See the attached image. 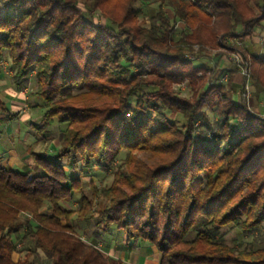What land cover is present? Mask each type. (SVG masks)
Segmentation results:
<instances>
[{"label": "trees", "instance_id": "1", "mask_svg": "<svg viewBox=\"0 0 264 264\" xmlns=\"http://www.w3.org/2000/svg\"><path fill=\"white\" fill-rule=\"evenodd\" d=\"M84 1L81 7L78 0H0V59L10 61L16 88L35 78L36 106L44 109L35 134L48 141L54 123L63 127L53 158L31 151L38 172L0 163V264H13L21 251L17 239L28 236L50 264H126L96 248L112 227L128 241L154 246L160 264H264V241L238 248L222 233L228 228L252 236L264 226V117L238 99L234 70L226 88L216 77L219 64L211 69L186 59L194 54L192 43L235 37L239 25V36L263 31L264 0ZM154 1L158 11L142 28V7ZM167 1L174 5L169 15ZM253 1L260 15L248 6ZM212 17L215 25L206 27ZM194 21L199 24L192 32L177 26ZM249 58L264 67V53ZM186 79L193 87L205 80L193 101L171 89ZM206 109L222 119L221 130L210 126L213 140L197 133L208 121ZM171 112L182 114L183 127L171 121ZM2 114L0 132L15 117L0 93ZM136 150L172 158L116 171L114 184L103 190L110 204L93 209L99 188L92 180V194L86 192L83 177L94 176L95 168L108 171L122 153L125 164H138ZM75 193L77 208L66 207ZM20 212L31 217L18 223ZM75 215L94 221L90 244L76 233ZM198 216L204 221L196 227Z\"/></svg>", "mask_w": 264, "mask_h": 264}, {"label": "rangeland", "instance_id": "2", "mask_svg": "<svg viewBox=\"0 0 264 264\" xmlns=\"http://www.w3.org/2000/svg\"><path fill=\"white\" fill-rule=\"evenodd\" d=\"M84 0H78V4L81 7H84ZM88 3V2H87ZM86 4V3H85ZM138 5H141L138 2ZM160 5L159 1H154L151 2L145 9V7H142L144 12H145V18H141V27L142 28H149L150 27V22L148 20L149 16H153L156 14L158 11V6ZM246 3L244 2L243 8L245 7ZM248 6L252 8L253 14L254 15H260L261 14V9L258 7L255 3L249 2ZM164 11L169 15L173 13V8L174 5L171 1H167L164 4ZM96 13L98 17L100 18L99 20L101 23H103L104 20H102V11L101 8L98 7L96 9ZM215 18L212 17L211 21L209 23L205 24L206 27L207 25L209 27H212L213 24L215 25ZM199 21H194V23L189 26L186 25L185 23L178 22L177 26L183 27L186 31L192 32L197 30L198 23ZM244 27L242 25H239L238 27H235V32L236 35L235 37L231 38H223L220 34L216 37L213 38L210 42L206 44H191V49L194 54H189L186 56V59H192L194 60V63L197 65L203 64L206 65L209 68H214L218 65V70L216 73V77L219 78L220 82L222 83L226 88H228L227 84L230 82L229 81V75L230 71L234 70L236 75L234 78V86L233 89L236 91L238 94V99H241L244 101L247 105L248 108L253 110L255 113L260 115L261 117H264V67H261L260 65H257L256 63H251L249 62V57L253 54H262L264 53V30H258L256 33L252 36H239L240 33H243ZM229 45L230 47H234L233 51L230 50L231 48H228ZM245 50H248L246 52L247 59L243 58V52ZM204 52L205 56L198 58V52ZM217 54H221L222 58L219 62V58ZM227 54V55H226ZM248 60V61H247ZM0 67L1 70H3L5 73H9V79H11L12 75V70L10 68V61L7 58H2L0 59ZM230 70V71H229ZM229 71V72H228ZM200 76L201 72H199ZM204 76L205 78L210 76V72H206ZM32 77V76H31ZM203 79V78H202ZM218 80V81H219ZM259 80L261 83H259ZM30 82L27 83L25 86L26 88L23 89L24 93L27 95L25 99L20 100L21 106L19 109V113H25L28 111L32 115H38L36 117H33L31 115V118H39V114H33L37 113V108H32V106L36 103L40 104V101H37V99L34 96V92L36 91V84H35V78L32 80H29ZM201 81V82H200ZM214 81V80H213ZM205 80H198L196 86L193 87L192 84L190 83V80L186 79L183 82H174L171 84V89L176 93L177 96L187 99L190 101L195 100L196 97H198V87L199 85H203ZM212 83V82H211ZM200 90V89H199ZM1 97L5 101V96L3 91L0 90ZM221 94V93H220ZM23 97V96H22ZM97 98V97H96ZM132 101H135L134 99H131ZM102 99H97L96 104H101ZM42 110V111H41ZM38 109V113H40V119L37 120V122L41 121L42 114L44 112V109ZM207 114H208V121L204 122V124H199V132L198 134L203 133L204 136L207 138L213 140V134L212 130L210 128L213 127V129L219 131L221 130V124H222V119H220L219 115H216L214 111H211L209 109H206ZM168 115L171 117V121L176 124L178 127H183L185 120L182 116L181 113H175L171 112ZM30 118V119H31ZM28 122L24 120H20L15 123L16 125H21L20 129L15 131L14 136H9L7 133H3L0 138V146L9 149L11 148V145L13 146H22L26 144H31L30 145V153L31 151H37V152H42L45 154H49L50 157L53 158L54 155L58 152V149L61 146V133L60 129L63 128L59 123H54L48 133L50 135V139L48 141H41L38 140L39 135L34 134L35 131L34 129L27 125ZM30 132V138L24 137L26 134ZM26 139V141L24 140ZM258 141V140H256ZM1 149V148H0ZM29 153V154H30ZM52 155V156H51ZM133 160L138 162V164L134 165V163L127 165L123 161L125 158V153H122L120 155V158L118 161L112 165L108 171L102 172L98 169H94L93 172L94 176H89V177H83V182H84V188L86 192L89 194H92V190L89 185V181L93 180V183L95 184L96 187L99 188V191L97 193V196L94 199V204H93V209H98L102 208L104 206H107L110 204V195L109 194H104L103 190H106L107 188H110L111 185L114 184L115 180V175L114 173L116 171H133L136 167H138L139 164H148V165H154L158 162L162 163L163 161H168L170 158L169 156H166L165 154H159V153H154L150 152L149 150H136L132 154ZM31 156V154H30ZM33 158L31 156V159L29 162H31V170L29 171H34L38 172L36 169V166H32L34 161H32ZM121 168H120V167ZM90 173V174H91ZM80 175V173H79ZM80 195L79 193H75L74 200L72 202H65L64 205L68 208L74 207L77 208L78 205V199ZM43 211H46V208L43 209ZM47 211H49L47 209ZM27 217H31V214H28L27 212H20L19 217H18V223L23 222ZM204 219L200 216H198L197 221L195 226L198 227L200 223H202ZM72 223L74 224L76 228V233H78L83 240L90 244L94 239L92 238L93 231L95 229L94 221L90 220L89 222H83L77 218V216H73L72 218ZM226 233L225 240L228 244L232 246V244H235L236 247L238 248H244L247 246H251L253 243H260L264 241V226L260 229L259 232L254 233L252 236H245L241 234L240 231L238 230H230L228 231V228L222 229V233ZM190 237H194V233L190 235ZM32 236H28L27 239L20 240L19 238L17 241H19L17 247L21 250L20 252H16L12 256V262L13 264H17L18 262H25L28 260L29 264H50V261L48 257L45 255V253L42 250H35L34 245H33V240ZM109 247H116L115 250L108 248ZM147 242L143 240H139L137 242L135 241H128L126 238V235L123 233V231L118 230L116 227H112L106 234H104L101 237V240L97 242L96 248L100 249V251L103 253L104 256L112 255L117 259H121L123 256L125 259H128L129 261L123 260L126 264H131L133 262L134 257L139 259L137 262H142L146 258V263L144 264H157L158 262V252L155 253L153 261L148 262L147 259H150L153 255H149L148 253V248H147ZM152 247V246H151ZM119 252V253H118ZM150 256V257H148ZM161 257V254H160ZM159 257V264H160V259ZM34 262V263H33Z\"/></svg>", "mask_w": 264, "mask_h": 264}, {"label": "crops", "instance_id": "3", "mask_svg": "<svg viewBox=\"0 0 264 264\" xmlns=\"http://www.w3.org/2000/svg\"><path fill=\"white\" fill-rule=\"evenodd\" d=\"M1 75H0V90L5 92L4 96H5V101L7 104V108L9 109V111L11 112L12 115H15V117L12 120L7 121L1 128V132H0V136L5 132L7 133L9 136H14L15 131L19 130L21 125H16L15 123L20 121L21 119L28 122L27 125L28 127L31 126L33 128V124L35 123H39L37 122L38 119H40V113H38V109H42V107H38L36 106V103L32 106V108H37L35 112L37 113H33V114H39V118H31V115L28 111H26L25 113H19V109L21 106V102L20 100H23L26 98V94L24 93L23 89H25L26 87H23L21 89H18L15 87V85L12 83V80L9 79V73H5L3 70L1 71ZM32 80V79H31ZM30 82V81H29ZM23 96V97H22ZM35 110V109H34ZM42 111V110H41ZM33 117H36L38 115H32ZM0 117H4V115H0ZM31 118V119H30ZM35 134V133H34ZM24 137H26V139L29 137L30 138V132H28L26 134V136L24 135ZM26 139H24L26 141ZM0 142H1V138H0ZM1 145V144H0ZM31 144H26V145H22L20 146H13L11 145V148L6 149L2 146H0V163L2 164L3 167L9 168V169H13V170H18V171H29L31 170V165L32 164L30 161L31 156H30V151L29 149ZM33 161V160H32ZM35 167V164L33 163V165ZM148 244V243H147ZM152 245H147L148 248V253L149 255H153L150 259H147L148 262L153 261V259L155 260L156 256L154 255L155 253H157V249L152 246ZM108 248L115 250L116 247H109L107 245ZM119 253V252H118ZM159 253V252H158ZM155 256V258H154ZM123 260L125 261H129L128 259H125L123 256H121ZM150 257V256H148ZM159 257H160V253L158 254V262L157 264H159ZM156 258V260H157ZM161 259V257H160ZM139 259H137L136 257H134L133 262H131V264H144L146 263V258L142 261V262H137Z\"/></svg>", "mask_w": 264, "mask_h": 264}]
</instances>
